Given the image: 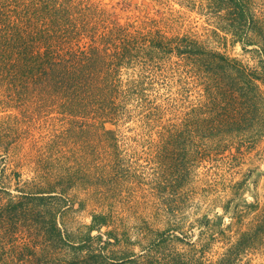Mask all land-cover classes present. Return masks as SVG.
<instances>
[{
  "label": "rangeland",
  "instance_id": "1",
  "mask_svg": "<svg viewBox=\"0 0 264 264\" xmlns=\"http://www.w3.org/2000/svg\"><path fill=\"white\" fill-rule=\"evenodd\" d=\"M99 1L120 17L149 20L168 37L194 34L209 50L256 64L254 47L245 50L230 35L218 40L212 33L215 27L205 21L208 10L200 6L207 0ZM249 6L252 14L264 15V0H250ZM167 56L171 57L161 69L152 66L153 73L145 74L153 83L145 85H152L150 98H158L156 104L168 99L147 123L136 98L121 107L99 105L101 101L93 98L84 115L77 111L66 121L59 113L32 112L28 103L20 109L0 105V169L7 176L17 172L20 179H8L3 186L16 196L17 188H32V181L50 177L57 184L55 191L68 199L56 221L62 231L76 234L75 241L86 236L92 217L102 214L109 227L92 236L111 231L117 237L111 251L128 250L142 261L155 231L175 226L178 232L173 235L182 238L174 240L175 247L180 250L195 241L199 251L205 249L200 253L204 261H214L264 208V134L244 135L246 127L264 126V98L262 103L258 100L254 118L234 126L240 131H204L207 125L224 126L226 109L207 104L200 85L206 83L201 72L206 66L177 68L182 65L178 58ZM136 70L140 67L117 76L121 92L125 87L119 78L133 80ZM258 86L264 95V80ZM101 109L111 113L102 116ZM14 220L24 223L23 218ZM218 228L224 233H217ZM246 253L252 264H264V245Z\"/></svg>",
  "mask_w": 264,
  "mask_h": 264
},
{
  "label": "trees",
  "instance_id": "2",
  "mask_svg": "<svg viewBox=\"0 0 264 264\" xmlns=\"http://www.w3.org/2000/svg\"><path fill=\"white\" fill-rule=\"evenodd\" d=\"M249 3L207 0L200 6L202 11L208 10L205 21L215 27L212 33L218 40L230 35L245 50L254 47L255 66L209 50L194 34L168 37L156 31L149 20L120 17L99 0H0V105L20 109L28 103L32 112L59 113L66 121L75 118L77 111L84 115L93 98L101 101L99 105L120 107L136 98V107L140 114L146 113L143 120L147 123L162 110L165 100L156 104L158 98H150L147 92L152 85H145L153 83L146 81L145 74L153 73L152 66L161 69L169 54L182 63L177 68L195 70L197 65H205L206 70L201 72L207 76L206 83L200 85L207 104L226 108L224 126L212 124L202 129L240 131L234 126L254 118L258 113L256 104L264 98L258 86V81L264 80V15L252 14ZM134 67L140 70H136L138 75L133 80L119 78L121 88L125 87L121 92L115 84L117 76ZM107 91L110 96L101 98ZM98 112L102 116L111 113L104 109ZM244 130L245 136L264 134V126ZM2 172L3 168L0 264H252L245 259L246 252L264 245L263 208L245 230L240 229L237 242L214 261H204L200 253L205 249L199 251L195 241H188L180 250L175 247V241H182L173 235L178 232L175 226L163 232L154 230V239L148 240L139 261L128 250H110L117 238L111 231L92 236L109 227L105 215H94L86 236L78 241L76 234L62 231L56 216L64 211L58 209L68 199L62 191H55L57 184L50 177L32 181V188H17L18 194L12 196L3 183L7 184L8 179L19 183V175ZM19 218H23V224L13 222ZM216 232L224 230L218 228Z\"/></svg>",
  "mask_w": 264,
  "mask_h": 264
}]
</instances>
